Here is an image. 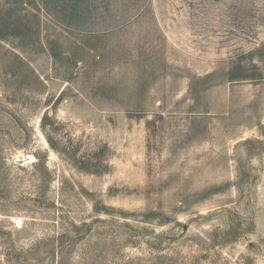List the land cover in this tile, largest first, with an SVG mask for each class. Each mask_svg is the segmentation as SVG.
I'll return each mask as SVG.
<instances>
[{"label":"rangeland","instance_id":"374dc122","mask_svg":"<svg viewBox=\"0 0 264 264\" xmlns=\"http://www.w3.org/2000/svg\"><path fill=\"white\" fill-rule=\"evenodd\" d=\"M171 48L0 41V264H264V126L153 105Z\"/></svg>","mask_w":264,"mask_h":264},{"label":"crops","instance_id":"0c3cea01","mask_svg":"<svg viewBox=\"0 0 264 264\" xmlns=\"http://www.w3.org/2000/svg\"><path fill=\"white\" fill-rule=\"evenodd\" d=\"M156 34L173 49L163 67L167 79L141 80L143 88L166 89L153 105H182L167 113L194 124L206 119L199 127L219 128L231 140L264 126V53L255 55L264 49V0H0V41L25 54L31 41ZM241 40L253 44L241 47Z\"/></svg>","mask_w":264,"mask_h":264}]
</instances>
